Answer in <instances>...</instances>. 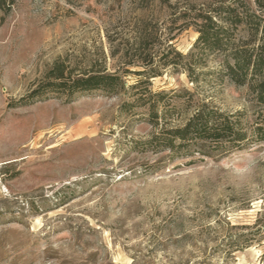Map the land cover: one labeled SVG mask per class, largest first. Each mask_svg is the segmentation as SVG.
Wrapping results in <instances>:
<instances>
[{
	"label": "rangeland",
	"instance_id": "374dc122",
	"mask_svg": "<svg viewBox=\"0 0 264 264\" xmlns=\"http://www.w3.org/2000/svg\"><path fill=\"white\" fill-rule=\"evenodd\" d=\"M215 5L15 0L0 7V264H264V142L188 163L144 149L153 127L145 108L123 107L130 92L20 101L56 61L79 69L106 58L113 70L136 51L144 25L162 39L175 34L187 53L198 32L178 31L176 13ZM219 63L208 54L198 86L186 73L165 72L151 88L197 92L253 123L258 111L247 88L219 81Z\"/></svg>",
	"mask_w": 264,
	"mask_h": 264
},
{
	"label": "trees",
	"instance_id": "16d2710c",
	"mask_svg": "<svg viewBox=\"0 0 264 264\" xmlns=\"http://www.w3.org/2000/svg\"><path fill=\"white\" fill-rule=\"evenodd\" d=\"M14 2L0 0V7ZM175 17V23L181 19L178 31L194 28L198 32L187 53L176 47L175 34L162 39L144 25L137 32L136 51L113 70L106 58L94 59L79 69H68L64 62L56 61L44 80L20 101L29 104L54 94L71 99L81 92H130L132 98L123 107L145 108L153 127L149 139L142 142L144 149L169 150L167 158H189L188 163L204 160L216 151L264 142V0H216L215 6H190ZM212 53L220 56L215 77L247 88L258 111L253 123L245 122L244 111H223L194 91L152 90V79L165 72L186 73L198 86L204 74L201 69ZM138 67L143 69H135ZM130 76L137 80L128 85ZM188 109L191 113L181 123L171 124L175 114Z\"/></svg>",
	"mask_w": 264,
	"mask_h": 264
}]
</instances>
